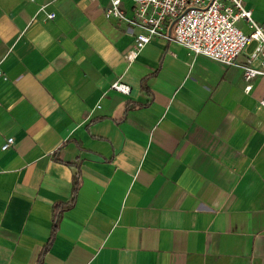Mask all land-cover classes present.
I'll list each match as a JSON object with an SVG mask.
<instances>
[{
  "label": "crops",
  "instance_id": "1",
  "mask_svg": "<svg viewBox=\"0 0 264 264\" xmlns=\"http://www.w3.org/2000/svg\"><path fill=\"white\" fill-rule=\"evenodd\" d=\"M107 4L0 0V264H35L77 172L42 264H264V76L162 36L129 60Z\"/></svg>",
  "mask_w": 264,
  "mask_h": 264
},
{
  "label": "built area",
  "instance_id": "2",
  "mask_svg": "<svg viewBox=\"0 0 264 264\" xmlns=\"http://www.w3.org/2000/svg\"><path fill=\"white\" fill-rule=\"evenodd\" d=\"M129 1L131 14H127L123 0H108L104 8L106 17L122 19L139 29L135 34V48L127 51V59L135 57L137 50L153 36H162L184 45L195 54L240 66L246 91L251 89L250 81L254 77L264 76V24L254 19L245 0ZM54 16V12L47 13L48 18ZM239 20L247 23L248 32L237 25ZM251 42H255V46L247 53L245 62H238L237 57ZM255 60L259 61L257 66L253 65ZM112 87L125 90L124 85L117 81L112 83ZM260 103L264 104V97ZM13 141L12 136L7 137L1 149H7Z\"/></svg>",
  "mask_w": 264,
  "mask_h": 264
},
{
  "label": "trees",
  "instance_id": "3",
  "mask_svg": "<svg viewBox=\"0 0 264 264\" xmlns=\"http://www.w3.org/2000/svg\"><path fill=\"white\" fill-rule=\"evenodd\" d=\"M69 164H73V163H69ZM78 187H79V175L77 172L73 176V185H72V191H71L70 198L64 202H59V203H56L52 206L50 236L47 239L46 243L42 246V248H41V250L37 256V259L35 261V264H42V257L54 239L55 233L58 229V225H59V221H60L62 212L74 204Z\"/></svg>",
  "mask_w": 264,
  "mask_h": 264
}]
</instances>
